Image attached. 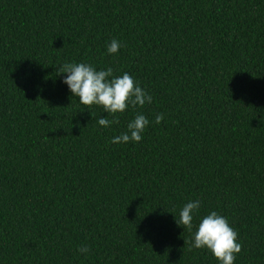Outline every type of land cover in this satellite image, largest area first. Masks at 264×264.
Masks as SVG:
<instances>
[{
	"label": "trees",
	"instance_id": "1",
	"mask_svg": "<svg viewBox=\"0 0 264 264\" xmlns=\"http://www.w3.org/2000/svg\"><path fill=\"white\" fill-rule=\"evenodd\" d=\"M81 62L152 102L82 105L57 72ZM212 211L264 264V0H0V264H220L191 246Z\"/></svg>",
	"mask_w": 264,
	"mask_h": 264
},
{
	"label": "clouds",
	"instance_id": "2",
	"mask_svg": "<svg viewBox=\"0 0 264 264\" xmlns=\"http://www.w3.org/2000/svg\"><path fill=\"white\" fill-rule=\"evenodd\" d=\"M121 47L123 45L113 39L107 51L109 54H114ZM57 72L67 74L63 82L68 85L73 96L79 97L82 105L102 106L108 114L122 113L129 106L143 107L146 103H151L153 99L129 73L124 72L120 76H114L111 67L106 70H97L88 63H64L58 67ZM163 118V114H157L155 123H161ZM98 123L108 127L113 123H119V120L115 117L111 120L101 117ZM148 125L149 119L142 113L137 114L128 123L127 131L113 137L111 142L138 143L143 139L142 134ZM200 204L199 200L187 202L179 213L180 218L176 219L177 224L191 231L194 214L199 210ZM191 246L197 249H208L220 261V264H234L237 254L242 250V244L238 242V232L230 226L225 216L216 211L202 218L198 224V230L194 233ZM78 251L88 253L90 249L82 246Z\"/></svg>",
	"mask_w": 264,
	"mask_h": 264
}]
</instances>
